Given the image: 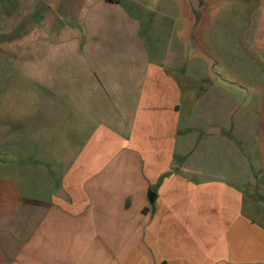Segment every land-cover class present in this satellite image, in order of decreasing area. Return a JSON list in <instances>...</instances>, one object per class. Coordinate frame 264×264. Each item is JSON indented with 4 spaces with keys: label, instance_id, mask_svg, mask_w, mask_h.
<instances>
[{
    "label": "crops",
    "instance_id": "0c3cea01",
    "mask_svg": "<svg viewBox=\"0 0 264 264\" xmlns=\"http://www.w3.org/2000/svg\"><path fill=\"white\" fill-rule=\"evenodd\" d=\"M177 8L168 27L181 45L157 57L128 14L124 35L74 30L29 56L25 41L31 103L23 112L7 101L0 114V157L14 163L2 146L23 141L26 158L0 164V264H264V164L247 185L175 169L181 116L194 106L176 68L208 62L189 50ZM256 10L264 49V0Z\"/></svg>",
    "mask_w": 264,
    "mask_h": 264
},
{
    "label": "rangeland",
    "instance_id": "374dc122",
    "mask_svg": "<svg viewBox=\"0 0 264 264\" xmlns=\"http://www.w3.org/2000/svg\"><path fill=\"white\" fill-rule=\"evenodd\" d=\"M210 1L213 5L206 11L199 39L205 43L212 73L201 57L176 68L194 106L189 105L181 116L174 166L178 171L185 169L181 173L191 181L225 180L247 185L250 173L264 164V49L254 44L259 0ZM179 2L0 0V114L7 101L23 112L26 102L31 103L24 94L25 41L33 45L26 51L29 56L44 39H64L74 30L107 38L124 35L123 19L128 14L139 20L142 44L157 57L165 53L169 41L172 50L181 45L168 27L177 18ZM215 81L219 87L211 89L210 82ZM211 126L219 128L222 135L200 138ZM20 146L24 147L23 141L17 146H2L15 160L12 163L8 155H2L0 164L23 166L26 158Z\"/></svg>",
    "mask_w": 264,
    "mask_h": 264
},
{
    "label": "water",
    "instance_id": "95a60500",
    "mask_svg": "<svg viewBox=\"0 0 264 264\" xmlns=\"http://www.w3.org/2000/svg\"><path fill=\"white\" fill-rule=\"evenodd\" d=\"M185 10V17L189 22V27L186 33L188 48L194 53L201 54L209 61V56L205 51V43L199 39V32L205 28L206 11L210 9L213 3L210 0H179ZM211 70V66H210ZM212 72V71H211ZM217 127H209L207 134L219 132Z\"/></svg>",
    "mask_w": 264,
    "mask_h": 264
},
{
    "label": "trees",
    "instance_id": "16d2710c",
    "mask_svg": "<svg viewBox=\"0 0 264 264\" xmlns=\"http://www.w3.org/2000/svg\"><path fill=\"white\" fill-rule=\"evenodd\" d=\"M107 1H111V2H112V1H115V2H116L117 0H107Z\"/></svg>",
    "mask_w": 264,
    "mask_h": 264
}]
</instances>
